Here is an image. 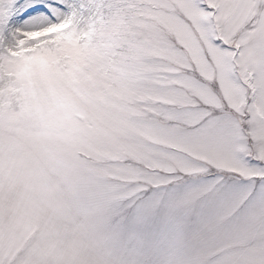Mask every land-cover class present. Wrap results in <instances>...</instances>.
Masks as SVG:
<instances>
[{
  "label": "snow or ice",
  "instance_id": "obj_1",
  "mask_svg": "<svg viewBox=\"0 0 264 264\" xmlns=\"http://www.w3.org/2000/svg\"><path fill=\"white\" fill-rule=\"evenodd\" d=\"M0 264H264V0H0Z\"/></svg>",
  "mask_w": 264,
  "mask_h": 264
}]
</instances>
